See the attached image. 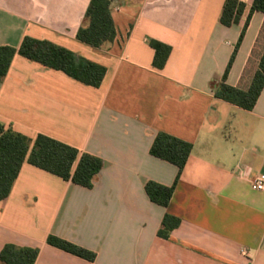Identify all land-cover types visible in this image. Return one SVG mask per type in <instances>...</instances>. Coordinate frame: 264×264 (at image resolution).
I'll return each mask as SVG.
<instances>
[{"label": "crops", "instance_id": "crops-1", "mask_svg": "<svg viewBox=\"0 0 264 264\" xmlns=\"http://www.w3.org/2000/svg\"><path fill=\"white\" fill-rule=\"evenodd\" d=\"M220 19L226 0H112L116 38L102 48L77 40L91 0H0V46L47 41L104 66L99 88L18 54L0 83V125L45 135L99 159L85 188L24 163L0 200V254L39 249L35 264H264V90L252 111L215 97L246 24ZM157 41L172 48L153 65ZM264 52V13L246 30L226 83L247 90ZM165 133L193 145L178 168L151 155ZM149 181L175 191L153 203ZM180 220L158 235L165 215ZM55 236L96 255L88 261L48 244ZM1 264V263H0Z\"/></svg>", "mask_w": 264, "mask_h": 264}, {"label": "trees", "instance_id": "trees-1", "mask_svg": "<svg viewBox=\"0 0 264 264\" xmlns=\"http://www.w3.org/2000/svg\"><path fill=\"white\" fill-rule=\"evenodd\" d=\"M112 0H91L77 40L94 48H102L116 38V28L111 15ZM246 4L238 0H226L220 22L226 27L239 23ZM256 12L264 13V0H253L246 24L239 41L227 65L223 80L214 87L215 97L246 111H252L264 90V52L258 69L247 90L232 87L226 83L236 55L244 39L252 16ZM155 50L153 65L163 69L172 52V48L161 42L151 41ZM16 54L36 62L46 68L61 71L70 78L85 85L99 88L104 81L107 69L97 63L77 56L75 53L49 43L26 37L16 49L0 46V83L6 78ZM193 145L165 133H159L151 147L152 156L175 165L178 170L177 181L186 167ZM54 174L66 182L91 188L96 176L102 169V162L45 135L31 139L12 129L0 125V200L9 197L24 163ZM176 184L171 187L149 181L145 190L150 200L167 208L172 200ZM180 225V220L166 214L158 232L161 238H169L171 232ZM48 244L72 255L94 261L96 255L82 247L55 236H49ZM39 249L6 245L0 254L1 264H35Z\"/></svg>", "mask_w": 264, "mask_h": 264}, {"label": "built area", "instance_id": "built-area-1", "mask_svg": "<svg viewBox=\"0 0 264 264\" xmlns=\"http://www.w3.org/2000/svg\"><path fill=\"white\" fill-rule=\"evenodd\" d=\"M253 187L258 191L264 190V177L263 176L256 177V179L253 182Z\"/></svg>", "mask_w": 264, "mask_h": 264}]
</instances>
